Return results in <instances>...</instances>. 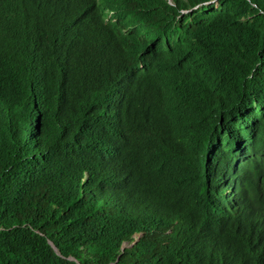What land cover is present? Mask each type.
<instances>
[{
    "label": "trees",
    "instance_id": "obj_1",
    "mask_svg": "<svg viewBox=\"0 0 264 264\" xmlns=\"http://www.w3.org/2000/svg\"><path fill=\"white\" fill-rule=\"evenodd\" d=\"M172 1L0 0V264H264V0Z\"/></svg>",
    "mask_w": 264,
    "mask_h": 264
},
{
    "label": "clouds",
    "instance_id": "obj_2",
    "mask_svg": "<svg viewBox=\"0 0 264 264\" xmlns=\"http://www.w3.org/2000/svg\"><path fill=\"white\" fill-rule=\"evenodd\" d=\"M99 2V0H96ZM167 2L171 5H173V1L172 0H167ZM213 9V11H217V12H221V6H220V2L218 0H206L204 2H199L196 5H194L192 8L189 9H181L179 11V15L173 20V24H172V30H171V42L173 43L176 39V35H177V31L179 29V27L181 26V23H184L185 25L188 24V21H192L194 20V17H188L183 19V16L190 13L193 10H198V9H204L207 12H209V8ZM113 15V11H109V15L108 17H111ZM183 19V20H182ZM108 20V19H106Z\"/></svg>",
    "mask_w": 264,
    "mask_h": 264
}]
</instances>
